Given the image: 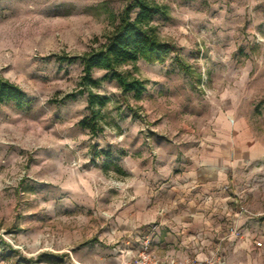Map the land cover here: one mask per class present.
<instances>
[{
	"label": "rangeland",
	"instance_id": "rangeland-1",
	"mask_svg": "<svg viewBox=\"0 0 264 264\" xmlns=\"http://www.w3.org/2000/svg\"><path fill=\"white\" fill-rule=\"evenodd\" d=\"M131 1L0 0V76L24 93L0 101V264H112L108 233L136 198L128 171L160 175L172 197L203 129L207 156L231 167L222 231L253 220L264 263V0H151L178 52L120 67L145 80L139 98L104 69L87 85L81 60L61 59L106 41ZM90 86L107 97L96 121Z\"/></svg>",
	"mask_w": 264,
	"mask_h": 264
},
{
	"label": "crops",
	"instance_id": "crops-1",
	"mask_svg": "<svg viewBox=\"0 0 264 264\" xmlns=\"http://www.w3.org/2000/svg\"><path fill=\"white\" fill-rule=\"evenodd\" d=\"M193 140L186 162L177 167L180 172L173 181L170 198H163L164 188L155 183L160 175L155 177L142 168L128 171L136 198L119 210L113 220L114 231L120 227L122 232L108 233V239L115 243L129 239L138 245L141 236L148 234L153 251L159 256L203 258L221 245L230 264H264L256 245L260 236L248 226L253 225V220L248 224V217L241 219L238 236L222 231L225 197L218 189L229 181L231 167L218 164L217 157L207 156V129ZM225 240L228 241L225 243ZM111 254L110 259H115L116 244ZM98 261L82 258L81 264Z\"/></svg>",
	"mask_w": 264,
	"mask_h": 264
},
{
	"label": "trees",
	"instance_id": "trees-1",
	"mask_svg": "<svg viewBox=\"0 0 264 264\" xmlns=\"http://www.w3.org/2000/svg\"><path fill=\"white\" fill-rule=\"evenodd\" d=\"M136 13L133 16V10ZM164 8L151 0H133L123 10L120 22L106 36V41L98 47L82 55L64 56L62 60H81L84 66V83L95 86L100 83L92 75L95 68L104 69L105 77L115 78L122 92H133L139 98L145 89V80L131 75L120 67L135 64L140 58L148 62H164L169 53L178 52V48L171 42L161 39L153 18L163 13ZM88 88V107L93 111L94 121L99 118V111L95 107H102L107 97H102ZM24 99L23 91L18 85L0 76V101ZM42 258V255H40ZM39 258V259H40ZM26 264H38L37 260L25 258Z\"/></svg>",
	"mask_w": 264,
	"mask_h": 264
},
{
	"label": "built area",
	"instance_id": "built-area-1",
	"mask_svg": "<svg viewBox=\"0 0 264 264\" xmlns=\"http://www.w3.org/2000/svg\"><path fill=\"white\" fill-rule=\"evenodd\" d=\"M250 213L246 206L240 204L238 213L241 215ZM241 229L238 223L230 226L229 235H240ZM262 240H257L256 245L261 246ZM112 264H230L221 245L214 247L209 254L203 258H198L192 255L177 256V255H157L152 248V238L150 235H142L138 245H135L131 240L126 239L117 242L116 257Z\"/></svg>",
	"mask_w": 264,
	"mask_h": 264
}]
</instances>
